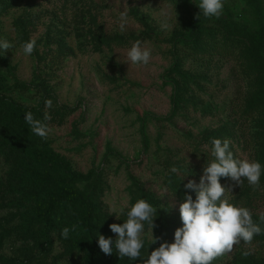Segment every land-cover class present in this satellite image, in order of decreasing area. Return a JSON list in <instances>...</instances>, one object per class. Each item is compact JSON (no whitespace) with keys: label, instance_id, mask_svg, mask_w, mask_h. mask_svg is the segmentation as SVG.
I'll return each instance as SVG.
<instances>
[{"label":"rangeland","instance_id":"obj_1","mask_svg":"<svg viewBox=\"0 0 264 264\" xmlns=\"http://www.w3.org/2000/svg\"><path fill=\"white\" fill-rule=\"evenodd\" d=\"M194 2L25 0L0 12L2 38L14 44L12 56L0 66L6 91L0 94V264H88L82 237L61 236L69 213L59 216L66 222L50 236L47 253L41 256L36 248L42 237L29 224L47 196L24 183L32 168L23 154L3 145L12 100L41 109L36 119L49 129L45 144L86 178L79 189L92 193L106 238L115 239L109 225L122 224L124 212L143 199L136 180L161 210L165 242H174L182 226L184 184L199 183L214 159L213 138L227 139L236 158L264 166V0H224L220 18L200 23L202 40L235 48L226 56L198 53L180 41L198 17ZM122 14L123 30L118 26ZM30 39L36 47L24 56L20 44ZM136 41L151 51L146 65L126 61ZM47 100L51 108L45 107ZM45 114L50 119L45 121ZM220 183L228 202L248 208L264 229V172L259 186L246 179L240 186L227 178ZM188 194L195 199L194 192ZM154 219L157 238L159 215ZM143 239L146 259L159 247L150 245L147 224ZM98 264H143V259H120L114 249ZM212 264H264V231Z\"/></svg>","mask_w":264,"mask_h":264},{"label":"clouds","instance_id":"obj_2","mask_svg":"<svg viewBox=\"0 0 264 264\" xmlns=\"http://www.w3.org/2000/svg\"><path fill=\"white\" fill-rule=\"evenodd\" d=\"M194 3L200 10L198 19L201 17L218 19L223 14L224 0H196ZM125 23L126 14H122L118 25L121 30L124 29ZM35 47L34 39L20 44L24 56H31ZM13 48L12 42L0 38V56H4L7 50ZM126 55L127 62L137 65H146L151 59V51L142 47L140 41L133 43ZM45 107L51 108L52 101H45ZM48 119L50 117L45 114L44 120ZM24 121L34 135L47 138L49 132L47 125L35 119L31 111L25 113ZM211 156L214 159L206 163L199 183L189 180L184 184L186 193L179 208L182 226L175 230L174 242L161 243L148 253L146 259L142 257L146 224L152 233L150 245L159 240L153 236L157 208L145 199H138L126 212L121 209L127 217L122 224L109 225L111 232L116 234L115 239L98 235L100 250L111 255L115 249L120 259L126 257L136 261L141 258L143 264H212L216 258L230 253L234 246L241 243L250 244L264 229L253 221L248 208L228 202L225 196L226 188L222 186L220 180L227 178L233 181L235 186H240L243 179H246L250 186H259L264 166L259 161L236 158L227 139L223 141L218 138L212 139ZM171 171L175 173L177 169L172 168ZM188 191L195 193V199ZM115 216L120 219L119 216ZM70 231H75V228H63L61 236L68 239ZM249 254L248 251L243 253L245 256Z\"/></svg>","mask_w":264,"mask_h":264},{"label":"trees","instance_id":"obj_3","mask_svg":"<svg viewBox=\"0 0 264 264\" xmlns=\"http://www.w3.org/2000/svg\"><path fill=\"white\" fill-rule=\"evenodd\" d=\"M25 0H0V12L10 11L19 6ZM246 2H257L258 0H244ZM204 17L195 19L190 23L189 36L181 38L180 41L198 53H207L209 56L233 55L235 48L228 49L225 43L220 44L218 40H202L201 24ZM0 38L2 33L0 29ZM65 52V48L62 47ZM67 49L66 52H71ZM13 50L6 51L4 56H0V66L6 63V59L12 56ZM0 79H2L0 72ZM1 86L0 94L6 92ZM6 103V101H1ZM31 111L34 118L41 116V109L29 108L21 105L16 101H11L9 105V113L3 122L5 137L3 145L11 146L14 150L23 154L24 158L30 163L32 172L27 175L24 183L30 181L31 185L36 186V189L47 196L46 200L40 201L39 207L36 208L35 216L31 219L29 226H37L42 241L36 247L41 256H44L50 245V236L56 231L57 227L64 224L66 220L59 218L60 215L69 213V222L65 224L69 229L75 228V231H70V236L74 239L76 236L82 237L80 245L87 244L86 250L88 264H98L104 253L98 246V235H104V229L100 227L98 210L94 204L92 193L82 191L79 185L86 179L84 175L74 170L71 164L59 156H56L53 151L45 144L44 138L34 135L28 125L24 121L26 112ZM146 136H144V148L147 147ZM2 145V146H3ZM134 185L140 188L143 192L142 198L147 200L144 190L134 180ZM154 207L153 203L148 201ZM157 208V207H156ZM157 214L160 218V226L158 229L157 241L159 246L164 243L166 236L164 234L165 221L161 215V210L157 208ZM106 259V258H104Z\"/></svg>","mask_w":264,"mask_h":264}]
</instances>
